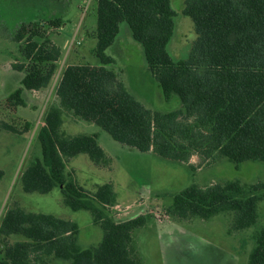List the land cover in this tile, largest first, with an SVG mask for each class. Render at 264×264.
Here are the masks:
<instances>
[{
    "label": "trees",
    "instance_id": "obj_1",
    "mask_svg": "<svg viewBox=\"0 0 264 264\" xmlns=\"http://www.w3.org/2000/svg\"><path fill=\"white\" fill-rule=\"evenodd\" d=\"M93 53L97 64L66 65L54 87L51 105L36 133L40 156L21 172L23 192L47 194L58 188L73 211L86 210L102 230L97 245L79 243L77 222L53 214L28 211L15 204L0 221V264H145L134 232L146 217L114 219L110 207L116 193L110 182L89 191L65 173L71 158L85 154L95 166L108 162L97 134L66 135L63 115L94 123L112 139L179 162L196 155L199 165L226 158L235 164H264V0H184L183 14L193 23L196 38L185 58L173 59L167 45L174 28L171 0H95ZM126 22L141 44L147 70L157 81L163 99L177 97L170 111L145 107L109 67L106 54ZM63 24L59 17L44 22H21L14 42H22L23 61L13 64L21 75L7 102L25 106L28 94L45 89L61 56L52 39ZM30 127L25 122L23 132ZM0 128L19 131L1 122ZM3 171L0 169V179ZM264 181L225 180L207 186L190 184L171 196L164 213L176 220H208L230 214V232L253 228L246 264H264V224L257 225ZM11 236L21 237L12 241Z\"/></svg>",
    "mask_w": 264,
    "mask_h": 264
},
{
    "label": "rangeland",
    "instance_id": "obj_2",
    "mask_svg": "<svg viewBox=\"0 0 264 264\" xmlns=\"http://www.w3.org/2000/svg\"><path fill=\"white\" fill-rule=\"evenodd\" d=\"M170 4L175 16L167 50L177 60L188 55L196 34L191 19L182 12L184 0H171ZM49 17H59L63 21L59 28L52 29L53 40L62 50L55 74L45 89L28 94L25 106H15L6 98L19 86L21 74L12 65L19 64L23 58L22 42H14L11 37L21 22L42 23ZM95 29V0H0V125L6 122L19 131L16 134L0 128V169L3 171L0 221L4 211L15 204L28 211L70 219L77 222L79 243L84 247L97 245L102 237V230L93 224L90 213L71 210L63 203L58 188L47 194L23 192L19 177L24 168L40 156L36 133L47 109L57 102L54 87L63 68L72 63H98L93 53ZM64 42L69 47L65 48ZM105 52L113 58L109 67L145 107L159 111L180 107L177 97L170 101L163 99L157 81L146 68L142 46L132 38L126 22L119 24V32ZM25 122H29L30 127L23 132ZM61 129L66 135L96 133L100 146L109 153L104 166H95L85 154H78L68 160L65 173L89 191L110 182L116 193L115 203L110 207L114 219L146 217L144 226L134 232L143 263L246 264L253 228L229 233L230 214H217L208 220H176L167 216L164 208L174 193L190 184L203 187L230 179L263 182V162L248 160L235 164L219 158L199 165V158L193 155L189 159L193 165L191 169L184 162L123 145L99 126L71 113L63 115ZM258 213L257 225H263L264 200L259 202ZM20 238L10 237L12 241Z\"/></svg>",
    "mask_w": 264,
    "mask_h": 264
},
{
    "label": "crops",
    "instance_id": "obj_3",
    "mask_svg": "<svg viewBox=\"0 0 264 264\" xmlns=\"http://www.w3.org/2000/svg\"><path fill=\"white\" fill-rule=\"evenodd\" d=\"M52 39H53V37H52ZM53 41H54V40H53ZM58 45H59V44H58ZM64 47L67 48V43H66V42H64ZM42 90H43V89H42ZM42 90H39V91H42ZM97 140H98V138H97ZM98 143H99V142H98ZM99 145H100V144H99ZM101 148L103 149V151L105 152V154L109 157V155H108L109 153H107L106 150H105L102 146H101ZM71 159H72V158H71Z\"/></svg>",
    "mask_w": 264,
    "mask_h": 264
},
{
    "label": "built area",
    "instance_id": "obj_4",
    "mask_svg": "<svg viewBox=\"0 0 264 264\" xmlns=\"http://www.w3.org/2000/svg\"><path fill=\"white\" fill-rule=\"evenodd\" d=\"M68 46V45H67ZM69 47V46H68Z\"/></svg>",
    "mask_w": 264,
    "mask_h": 264
}]
</instances>
